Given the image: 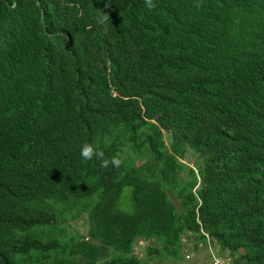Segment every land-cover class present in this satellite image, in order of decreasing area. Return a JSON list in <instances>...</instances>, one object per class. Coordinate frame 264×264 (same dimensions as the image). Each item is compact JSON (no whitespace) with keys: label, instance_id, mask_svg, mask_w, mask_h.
<instances>
[{"label":"trees","instance_id":"16d2710c","mask_svg":"<svg viewBox=\"0 0 264 264\" xmlns=\"http://www.w3.org/2000/svg\"><path fill=\"white\" fill-rule=\"evenodd\" d=\"M154 2L0 0V264H264V0Z\"/></svg>","mask_w":264,"mask_h":264},{"label":"clouds","instance_id":"9594fccd","mask_svg":"<svg viewBox=\"0 0 264 264\" xmlns=\"http://www.w3.org/2000/svg\"><path fill=\"white\" fill-rule=\"evenodd\" d=\"M144 4H145V7L149 10L154 9L157 6L154 0H144ZM199 6H200L199 3H197V7ZM106 7L108 6L106 5ZM95 20L98 25H105L110 21V16L107 12L100 9V10H97ZM105 142L111 143V141L108 140L107 138ZM80 155L85 161H90L93 159L99 160L100 165L103 168H108L110 166L114 168H120L124 164V159L119 154L114 155L111 158H107L105 156L104 151L99 147L98 144H95V145L92 143L83 144L81 147ZM187 256H191V254H188ZM211 263L222 264V260H219L218 258L211 255Z\"/></svg>","mask_w":264,"mask_h":264},{"label":"rangeland","instance_id":"374dc122","mask_svg":"<svg viewBox=\"0 0 264 264\" xmlns=\"http://www.w3.org/2000/svg\"><path fill=\"white\" fill-rule=\"evenodd\" d=\"M188 158L189 157H186L185 160H187ZM185 160L183 159V161H185ZM123 192L125 193L124 195L127 196L128 192H129V188L124 189ZM126 205L128 206L127 208L131 207L128 198L126 201ZM83 217H84V215L81 214L76 220L69 221L68 223L74 230H76L77 232L83 233L84 230L86 229V224H87L86 220ZM193 239L194 238H191V240H193ZM148 243L150 245H154L150 241H140V242L136 243L134 245V247L132 248L133 254H135L136 257H138V258H141V257L145 258L144 256H142V251H143V247L146 246ZM192 247L193 248L196 247V248L193 249ZM191 248L194 250V252L191 253V257H189L188 260L184 259L182 264H203L206 262L210 264V250H205L203 245L200 246L199 243H196V245L193 244L191 246ZM192 261H194V263Z\"/></svg>","mask_w":264,"mask_h":264}]
</instances>
